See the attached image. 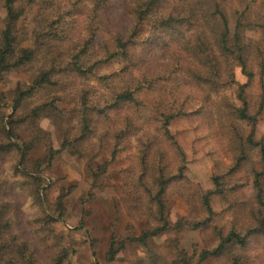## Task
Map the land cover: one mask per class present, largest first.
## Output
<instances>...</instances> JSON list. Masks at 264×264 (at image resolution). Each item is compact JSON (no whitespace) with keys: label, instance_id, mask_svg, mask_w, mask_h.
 Returning <instances> with one entry per match:
<instances>
[{"label":"trees","instance_id":"1","mask_svg":"<svg viewBox=\"0 0 264 264\" xmlns=\"http://www.w3.org/2000/svg\"><path fill=\"white\" fill-rule=\"evenodd\" d=\"M234 1L129 0L134 26L128 36H116L117 50L107 54L123 60L118 76L119 89L105 98L100 93L102 90L95 91L92 86L82 85L76 107L77 134H62L59 146L55 147L49 134L23 138L17 130L32 125L34 131L43 133L41 128L37 129L42 118H62L66 112L53 101H46L24 115L18 114L19 108L38 88L57 84V66H62L66 77L79 79L91 75L95 64L104 60L90 63L86 58L88 43L94 34H90L79 48L78 45L68 47L66 39L67 34H72L75 8L60 6V0H42L41 16L46 24L45 31L38 34L34 47H20L16 27L25 3L23 0H0L5 11L3 26H0V83L4 81L6 72L14 67L34 63L37 72L29 86L16 90L12 100L14 111L8 119L10 131H5L2 125L0 264L68 263L69 242L65 235L54 230L59 220L46 212L40 218L43 225L38 229L49 241L54 254L46 259L31 244L21 226L20 205L13 191L27 182L32 185L33 201L38 199L40 188L47 182L41 174H45V168L52 164L56 155L65 150L77 153L78 144L90 138L93 129L96 130L106 119L118 120L120 125H115V134L111 138H108V130L100 134L99 145L117 151L126 147L129 135H135L140 147L137 175L128 186L134 194L133 208L136 213L146 214L148 226L139 235L133 234L128 238L141 248L135 264H163L151 261L154 256L147 255L150 252L147 240L169 227L166 190L175 187L186 195L189 188L184 177L185 155L169 126L180 115L200 121L207 103L213 105L214 113L228 135L232 162L224 170H214L211 189L192 185L198 206L209 215L213 194L236 197L235 194L243 193L241 202H248L252 222L245 229L231 227L225 233L219 231L215 246L203 249L199 260L213 256L227 258L226 264H258V252H253V244L255 238L264 236V136L256 138L255 128L264 110V46L249 33L264 34V0H259L254 11L251 0H237L239 5ZM94 4L99 12L100 8L108 5L105 0H95ZM144 34L148 35L149 46L154 44L160 52L169 54L166 63L155 67L143 57L142 53L150 47L138 49L135 44L137 38ZM53 41L56 43L54 52H48ZM65 48L71 50L68 55L58 51ZM46 58L51 60L49 66H43ZM237 68L244 78L242 81L236 78ZM108 78L102 76L100 81L104 83ZM254 81L260 85L256 99L247 92ZM143 89H154L159 96L146 124L134 118L140 104L137 92ZM38 140H43L46 145L48 154L45 161L29 159V153ZM8 155L15 158L8 161ZM18 164L23 165L22 171L17 168ZM57 209L62 216V197L57 201ZM207 219L181 218L177 224L202 228ZM125 245V240L117 243L111 240L106 251L107 261H113ZM164 264H189V260L182 256Z\"/></svg>","mask_w":264,"mask_h":264},{"label":"rangeland","instance_id":"2","mask_svg":"<svg viewBox=\"0 0 264 264\" xmlns=\"http://www.w3.org/2000/svg\"><path fill=\"white\" fill-rule=\"evenodd\" d=\"M25 8L17 22L16 32L20 47L35 46L39 33L45 31V22L41 16L42 0H23ZM108 5L97 10L95 0H60V6L74 9L75 18L72 22V34H67L66 43L72 48H78L94 34L88 43L89 51L86 58L90 63L98 62L93 73L85 78L70 79L64 74L62 66H57L56 85L38 88L31 97L26 98L18 110L19 115L28 113L32 108L46 101H53L62 108L66 115L62 118L50 116L42 118L37 129L24 126L17 130L23 138L33 134H49L55 147L59 146L62 134L76 135L78 126L76 119L77 99L82 85L92 86L95 91L105 98L112 95L113 90L119 89V78L123 68V60L116 55L108 57V52L117 50L116 36H128L134 26L133 17L129 11V0H105ZM252 10L256 9L259 0H251ZM70 2V4H69ZM239 5L237 0L234 1ZM69 4V5H68ZM99 15L101 16L99 20ZM5 11L0 2V26H3ZM250 36L259 39L264 46V34L250 32ZM149 38L144 34L138 37V49L150 47L143 52V57L152 66H160L168 61L169 54L162 53L154 44L149 46ZM55 41L48 47V52H54ZM69 48L58 50L68 55ZM134 50V48H133ZM108 57V58H107ZM51 60L46 58L43 66H49ZM237 71V80H244ZM36 66L33 64L14 67L6 72L4 81L0 83V136L10 131L8 119L13 113L12 100L16 90L27 87L35 78ZM107 76L102 83L100 77ZM247 92L252 99L260 93V85L254 81ZM140 104L136 108L134 118L146 124L153 107L159 100L158 92L154 89H143L137 92ZM201 95H199L200 97ZM199 106V105H197ZM104 121V122H103ZM90 138L78 144V152L67 150L57 154L52 164L45 168L47 182L38 193V199L31 194L30 183L24 182L13 191L14 197L20 205V221L31 244L42 257L50 259L53 250L49 241L44 239L43 232L38 229L43 225L40 220L42 213L50 214L59 223H55V232L65 235L69 242V261L67 264H135L141 248L136 242L130 241L131 235H139L147 226L146 214L136 213L132 185L136 170L140 164V147L135 135L126 138V147L113 151L109 146L99 145L98 136L108 130V138L115 134V125L119 121L103 120ZM170 131L185 155L184 177L189 184L188 193L183 195L175 187L166 190L165 199L168 205L167 220L169 227L147 240L148 247L154 258L152 262L175 260L186 256L189 264H226V259L209 256L199 260V253L205 248H212L216 244L219 231L225 233L234 228L245 229L251 222L248 202H241L242 194L220 195L213 194L210 198L211 213L207 215L198 206L193 186L202 189L213 187L212 175L216 168L224 170L231 165L232 149L230 140L224 127L220 123L213 105L204 106L203 117L196 121L193 117L180 115L170 123ZM250 128L248 127L247 130ZM46 133H45V132ZM68 133V134H67ZM73 133V134H72ZM264 136V110L255 128V137ZM44 139V138H43ZM46 145L43 140L35 142V147L29 153V159L45 161L47 158ZM15 158L8 155L6 160ZM173 163V162H172ZM22 171L23 165L17 167ZM34 175H37L33 173ZM62 197L64 212L60 216L57 201ZM234 202V203H232ZM202 228L190 225L179 226L181 218L196 220L206 218ZM115 243L125 240V247L117 254L113 261L108 262L106 251L110 241ZM234 249L231 250V253ZM258 252V264H264V236L254 239L253 252Z\"/></svg>","mask_w":264,"mask_h":264}]
</instances>
